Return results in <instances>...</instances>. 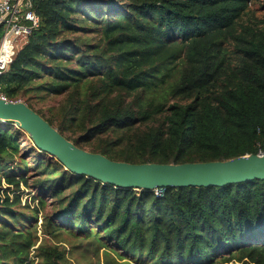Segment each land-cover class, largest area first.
<instances>
[{
  "label": "trees",
  "instance_id": "16d2710c",
  "mask_svg": "<svg viewBox=\"0 0 264 264\" xmlns=\"http://www.w3.org/2000/svg\"><path fill=\"white\" fill-rule=\"evenodd\" d=\"M37 11L1 89L79 148L132 164L264 151V0H41ZM48 98L59 101L46 116L33 102ZM22 137L0 123V264H92L79 239L104 264H264V180L157 197L25 155Z\"/></svg>",
  "mask_w": 264,
  "mask_h": 264
},
{
  "label": "water",
  "instance_id": "95a60500",
  "mask_svg": "<svg viewBox=\"0 0 264 264\" xmlns=\"http://www.w3.org/2000/svg\"><path fill=\"white\" fill-rule=\"evenodd\" d=\"M0 123L16 126L39 151L55 158L66 171L117 189L155 191L208 188L264 180V156L246 155L206 163L132 164L79 148L24 102L0 98Z\"/></svg>",
  "mask_w": 264,
  "mask_h": 264
},
{
  "label": "built area",
  "instance_id": "2783aa9c",
  "mask_svg": "<svg viewBox=\"0 0 264 264\" xmlns=\"http://www.w3.org/2000/svg\"><path fill=\"white\" fill-rule=\"evenodd\" d=\"M39 1L41 0H0V79L9 70L28 39L39 30ZM0 98L8 100L1 85ZM258 155L264 156V151L260 149ZM164 192L165 189L155 190L157 197H163Z\"/></svg>",
  "mask_w": 264,
  "mask_h": 264
},
{
  "label": "rangeland",
  "instance_id": "374dc122",
  "mask_svg": "<svg viewBox=\"0 0 264 264\" xmlns=\"http://www.w3.org/2000/svg\"><path fill=\"white\" fill-rule=\"evenodd\" d=\"M58 101H59V99L54 100L53 98H48L45 102L41 101L38 103V102L34 101L33 105H34V108L36 110H40V111H42V114L49 116L48 109L56 106ZM14 127L17 128L15 125H14ZM22 134H23V137H22L21 141H22V145H23V153L25 155H29L28 154L29 152L36 151L38 154L34 155V157H37V155H40V154L42 155L43 153L37 149V147L34 145L32 140L24 132H22ZM47 155L48 154H46L45 157L49 156V159L57 161L55 158L51 157L50 155H48V156ZM33 172H34V169L31 170V173H33ZM2 185L4 187L3 189H5L7 187L5 180L2 181ZM22 190L24 191V194L22 195V203L25 204V202L27 200H31L33 194H31L30 191H27L24 188H22ZM48 201H50V200H48ZM42 221H43V219L40 217V219H38L39 234H40V231L42 228V225H41ZM76 244H77V247H79V251L92 255V260H93L92 264H104L102 251L98 252L95 246H91L88 243L83 242L81 239L76 241ZM85 247L87 249H85ZM74 258L79 259L81 262L83 261V259H81L79 257L75 256ZM34 260H35L34 264H40L37 258H35ZM230 264H236V263H230Z\"/></svg>",
  "mask_w": 264,
  "mask_h": 264
}]
</instances>
